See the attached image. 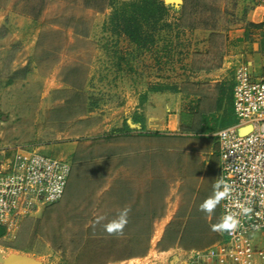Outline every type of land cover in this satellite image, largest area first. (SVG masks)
Wrapping results in <instances>:
<instances>
[{"label": "rangeland", "instance_id": "rangeland-1", "mask_svg": "<svg viewBox=\"0 0 264 264\" xmlns=\"http://www.w3.org/2000/svg\"><path fill=\"white\" fill-rule=\"evenodd\" d=\"M158 1L159 23H141L150 39L134 40L114 18L130 0H0V164L37 148L71 165L58 201L0 235V263L151 264L140 257L183 256L220 236L219 205L212 215L199 205L218 180L233 69L247 62L264 77V0ZM150 93L174 114L157 133L132 121ZM125 207L124 236H109L103 224Z\"/></svg>", "mask_w": 264, "mask_h": 264}, {"label": "built area", "instance_id": "built-area-1", "mask_svg": "<svg viewBox=\"0 0 264 264\" xmlns=\"http://www.w3.org/2000/svg\"><path fill=\"white\" fill-rule=\"evenodd\" d=\"M234 122L217 130L218 180L231 185L219 204L220 220L234 214V232L201 250L184 252L182 260L215 264H264V249L255 234L264 233V77H256L242 62L232 74ZM245 128L247 131L243 132ZM1 163V161H0ZM70 162L34 149H16L8 166L0 164V227L8 235L25 217L58 201L67 184ZM242 207H249L248 214Z\"/></svg>", "mask_w": 264, "mask_h": 264}, {"label": "crops", "instance_id": "crops-1", "mask_svg": "<svg viewBox=\"0 0 264 264\" xmlns=\"http://www.w3.org/2000/svg\"><path fill=\"white\" fill-rule=\"evenodd\" d=\"M232 62H233V59L231 61L229 57L225 59L222 63V67L220 68V71H226L227 69H229L231 64H233ZM250 68L252 70V73L255 75L256 69L252 68V65L250 66ZM231 95H232V83H231ZM136 110H137V114L142 118V122L137 121V122H134L133 124L136 123V126L143 127V130L146 132L147 131L149 132L161 131V129L169 127L170 124L173 125L174 114L168 113L166 117L164 116L165 113H164V108H163L162 96L158 95L157 93L148 94L146 99L140 105L136 107ZM126 122L128 124V127L132 126V122L130 120H127ZM46 150H53L57 152L58 154L63 155L62 151H60L61 149L59 151H56V149L48 147V148H44L43 151H46ZM4 159H5L4 154H0V161L2 164H5L6 162V160ZM221 237H222V234H220L217 240H219ZM255 244L258 248L264 249V233L262 234L260 233L258 235V237L255 240ZM182 252H188V251L182 250ZM169 253H170L169 250L156 251L154 252L155 256L151 257L148 253L146 256L140 257V259L147 258L151 264H215L211 260L202 261L200 259L198 260L196 259L191 262H186V260L185 261L182 260V257H181L182 254L177 253V255L171 256V254Z\"/></svg>", "mask_w": 264, "mask_h": 264}, {"label": "trees", "instance_id": "trees-1", "mask_svg": "<svg viewBox=\"0 0 264 264\" xmlns=\"http://www.w3.org/2000/svg\"><path fill=\"white\" fill-rule=\"evenodd\" d=\"M165 9V6L162 1L158 0H130V2H123L114 10V18L118 22H122L123 25L126 27V30H128V33L131 35V37L134 40H141L145 37H148L150 39L149 34H145L143 37L141 36V23H145L146 25H149V27L153 28L159 23V20L161 19V16L163 14V11ZM165 25L166 23L163 22L161 25ZM232 110V105H231ZM210 112H213V109L211 107L207 108L206 110L201 111V123L204 122V118L206 114H209ZM133 122H142V118L138 114H134L132 116ZM234 122V116L232 113V118L230 120H226L222 123V126L228 124H232ZM200 123V124H201ZM227 125V126H228ZM203 125L199 126V130H203ZM225 127V126H224ZM128 124L126 121H124V127L123 129H128ZM157 133V132H153ZM143 222V221H140ZM4 230L0 227V235H3ZM141 235V233L135 232L132 233L130 237L132 239H138L139 241H142V238H146L145 242L147 243V240L149 239V236Z\"/></svg>", "mask_w": 264, "mask_h": 264}, {"label": "clouds", "instance_id": "clouds-1", "mask_svg": "<svg viewBox=\"0 0 264 264\" xmlns=\"http://www.w3.org/2000/svg\"><path fill=\"white\" fill-rule=\"evenodd\" d=\"M231 194V185L226 183L223 179L217 180L213 184V195L206 198L200 205L199 211L212 215L215 209L220 204V202L228 198ZM251 211L249 207H242V213L248 214ZM131 212L130 207L123 208L118 215L110 220L109 222L103 224L104 231L113 237H123L124 229L129 223V214ZM104 217H99L95 221L96 224L101 223ZM240 220L234 214H228L221 218V220L212 225V231L214 232H234L239 227Z\"/></svg>", "mask_w": 264, "mask_h": 264}, {"label": "water", "instance_id": "water-1", "mask_svg": "<svg viewBox=\"0 0 264 264\" xmlns=\"http://www.w3.org/2000/svg\"><path fill=\"white\" fill-rule=\"evenodd\" d=\"M0 264H41L39 260H36L29 256H11L9 259L1 261Z\"/></svg>", "mask_w": 264, "mask_h": 264}, {"label": "bare ground", "instance_id": "bare-ground-1", "mask_svg": "<svg viewBox=\"0 0 264 264\" xmlns=\"http://www.w3.org/2000/svg\"><path fill=\"white\" fill-rule=\"evenodd\" d=\"M247 129H248V128H245V129L243 130V132L247 131Z\"/></svg>", "mask_w": 264, "mask_h": 264}]
</instances>
